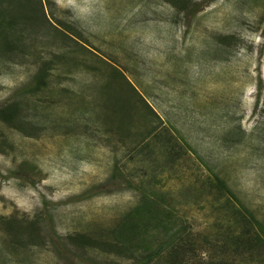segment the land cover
<instances>
[{"label":"rangeland","instance_id":"374dc122","mask_svg":"<svg viewBox=\"0 0 264 264\" xmlns=\"http://www.w3.org/2000/svg\"><path fill=\"white\" fill-rule=\"evenodd\" d=\"M16 104L0 264H264V0H0Z\"/></svg>","mask_w":264,"mask_h":264},{"label":"trees","instance_id":"16d2710c","mask_svg":"<svg viewBox=\"0 0 264 264\" xmlns=\"http://www.w3.org/2000/svg\"><path fill=\"white\" fill-rule=\"evenodd\" d=\"M10 42L7 44V46H9ZM45 75V72L43 70H40V73L38 75L37 78H39L30 88L36 89L39 86H43L44 82H43V78L42 76ZM18 109V105L16 104L14 110L12 112H7V111H3V109L0 110V117L4 120V121H9L11 119L14 118V116L16 115ZM148 201H143L141 203V207L136 208L134 211L130 212L129 214H127L125 216V218L123 219L122 222V227H121V232L125 231V232H129V235L132 234H136V232L141 231V226H139V224L137 223L136 218L138 217L139 212H143V211H147L150 208V204H146ZM165 244V243H164ZM164 244H162L161 246H163ZM167 245V243L165 244V246ZM160 246V247H161ZM161 251V249H157L154 250L153 252H151V254H147L146 255V260L145 261H151L154 257H156V255H158V253Z\"/></svg>","mask_w":264,"mask_h":264}]
</instances>
